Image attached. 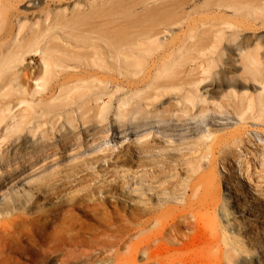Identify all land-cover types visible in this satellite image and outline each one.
Masks as SVG:
<instances>
[{
  "label": "rangeland",
  "instance_id": "obj_1",
  "mask_svg": "<svg viewBox=\"0 0 264 264\" xmlns=\"http://www.w3.org/2000/svg\"><path fill=\"white\" fill-rule=\"evenodd\" d=\"M212 1L92 4L112 13L92 24L103 37L101 45L119 30H129L139 44H148L146 72L135 73L114 59L95 64L86 53L58 68L52 89L40 91L36 78L43 59L27 53L7 73L12 83L0 92V108L20 111L28 124L0 140V240L5 233L14 245L9 250L0 243V264H36L38 255L27 250L26 237L39 232L85 237L83 246L91 249L87 264H127L124 257L131 250L132 264H264V113L253 109L236 124V109L242 106H225L230 88L222 85L219 74L232 65L226 68L232 71L228 75L247 85L234 89L240 95L260 93L259 84L243 78L236 44L264 48V17L255 21L248 11L208 7ZM13 7L28 12L20 4ZM225 20L243 30L227 42L234 53H218L219 67L211 65L205 75L204 59L212 57H203L194 46L174 77L157 79L163 62L181 58L190 34ZM11 24L1 22L0 46L9 41L5 32ZM153 82L160 87L149 89ZM197 87L206 89L207 101L200 98L188 105L185 92ZM3 175L8 179L4 186ZM204 192L222 200L194 215L186 207ZM30 202L34 206L22 207ZM118 253L123 258L116 259ZM53 254L37 264H60ZM83 259L71 264H86Z\"/></svg>",
  "mask_w": 264,
  "mask_h": 264
},
{
  "label": "bare ground",
  "instance_id": "obj_2",
  "mask_svg": "<svg viewBox=\"0 0 264 264\" xmlns=\"http://www.w3.org/2000/svg\"><path fill=\"white\" fill-rule=\"evenodd\" d=\"M5 1L0 0V24L6 20L11 21L12 24L9 28L10 30L5 32L10 35L9 41L7 43H2V46H0V92H4L10 87L12 82L8 80L7 73L16 70L24 62L27 53L40 54L43 59L42 71L36 78V86L40 91L52 89V82L57 75L58 68L67 66V63L72 60H81L82 56L86 53L92 56L95 64H98L99 60L104 61L114 59L117 65H123L128 69H133L135 73L140 71L146 72L148 69V44H139V42L135 40L133 33L129 30H119L114 32L110 36V40L105 43V46L100 44L103 37L101 38L100 32L96 31L92 27V24L104 21L105 17L112 15V13H109L101 6L93 7L92 4L98 2V0H44L46 2L48 1L46 6L43 5L44 7L42 6L43 0H14L16 3H12L13 0H11L13 5L20 4L28 8V12H21L18 9L12 11L13 5L10 4L9 0V3ZM207 6H217L219 9H233L235 13L248 11V14L251 13L256 17L257 20L255 21H258V19L262 20L264 17V0H213L212 3L207 4ZM123 12H125V10ZM145 21H148V19L146 18ZM256 26L258 25L256 24L252 29H257ZM85 27L90 29V33H92L91 36L86 33ZM260 27L264 28V21H261ZM241 30L243 29L239 30L226 20L214 23L208 27L204 25L201 28L196 29L189 35V44L183 45L181 58L168 62L166 61L161 64L158 69L157 79L174 77L179 71V67L183 66L186 61L188 62L189 53L194 46L198 47V51L203 57H212L211 60L204 59L203 73L206 75L210 72L211 65L212 67H219L217 57L220 51L227 50L230 53H234L233 46L227 42L232 40L233 36L238 38ZM161 32L162 31H159L157 34H160ZM144 36L147 40L152 36V33L148 34V37L146 35ZM0 39H3V36H0ZM68 39H71V42L64 41ZM244 45V41H239L236 44L237 49L240 50L239 62L242 67L243 78L259 84L260 93L257 96L247 93L240 95L239 91L235 90L233 86L246 87L247 85L245 83L241 84L239 81H234V77L228 75L232 71L231 69L226 70V68L228 67L227 69H229L232 65L219 70L222 85L230 88L226 93V100L224 102L225 106H242L241 109H236L239 117H234L237 122L236 124L243 122L246 118L245 116L247 115V112L252 111L253 109L259 108L260 111L264 113V48L259 44H256L253 48L247 49ZM6 50H9L10 52L5 55L4 53ZM81 51H83V53H80ZM203 79H206V77ZM15 87H17V85H15ZM159 87L160 84L153 82L149 86V89H157ZM206 92V89L199 87L196 89H187L184 100L188 105L196 104L200 98H202L203 102H206L207 97H203ZM142 94L143 93H138L137 95L142 96ZM237 97H239L240 100L237 101ZM4 111L6 110L0 108V133H2L0 134V140H2L3 136L7 137L24 130L27 128L28 124L27 118L19 117L21 115L20 111L14 112L12 109H9L8 113H5ZM28 129L32 128L29 127ZM30 132L33 131L30 130ZM7 180V177L3 175V186L8 183ZM198 185L199 182H196L193 186L195 192L198 191ZM13 189L14 187L10 189V194H12ZM15 192L18 193V191ZM221 200L222 198H212L209 194L204 192L196 199L190 201L186 209L196 215L199 211L207 212L212 208H216ZM31 206H34V202H30V205H22L24 208ZM22 207L20 205L19 207L16 206L11 208L15 211ZM31 209L32 208H30V210ZM2 211L5 210H1V212ZM44 213H46V211L40 214ZM22 221L25 222L26 220L24 219ZM25 223L27 224V222ZM62 224L61 227L66 225L65 223L64 225ZM57 226L60 227V225H56V227ZM69 227H71L70 224ZM62 230L64 233L67 228ZM23 231L25 232V230ZM36 233L37 232L35 231V235ZM39 233L37 234L38 236L34 237H28L27 235L29 234H26L27 237L25 236L29 246H31H27V250L38 255V258L33 259V262L36 264L40 259L46 261L47 255L51 252L54 253L52 257H55L56 255L59 256H57V262L60 260V264L77 263L85 257L86 258L83 259L85 261L82 262L87 264V260L91 258V249L89 250L83 246V243L86 241L83 240L85 237H83V239L80 237H78L80 239H76L77 235L73 238V235L69 236L68 232H65L67 236H62V233L60 234L61 236L59 234L55 235L54 232H50L51 234L47 233V235ZM1 234H4L1 238L2 241H4V243H6L5 245L11 250L12 247H14V245L11 246V239L13 238L10 237V239L9 235L7 236L5 233ZM100 237L97 236V238ZM20 238V240L23 241L22 237ZM16 239L19 240V238ZM2 241L0 240V243ZM91 242L93 243V241ZM4 247L5 246H3V248ZM42 248H45V250L44 252L41 251V254L39 251L40 249L42 250ZM27 250L26 252H28ZM92 250V252H94L95 248ZM117 250L119 251V249ZM119 254L120 253L117 254L118 256L116 259L119 257ZM133 254L134 252L131 250L127 256L125 255L124 258L126 259L125 262H127V264H132ZM120 256L123 258L122 255ZM53 264H55L54 260Z\"/></svg>",
  "mask_w": 264,
  "mask_h": 264
}]
</instances>
